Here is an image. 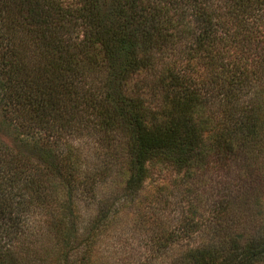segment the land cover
<instances>
[{"label":"trees","instance_id":"trees-1","mask_svg":"<svg viewBox=\"0 0 264 264\" xmlns=\"http://www.w3.org/2000/svg\"><path fill=\"white\" fill-rule=\"evenodd\" d=\"M158 63L157 106L126 93ZM95 125L128 137L127 199L153 160L189 167L204 140L264 154V0H0V264H89L103 226L82 228L77 203L97 179L69 138ZM257 216L182 264H264Z\"/></svg>","mask_w":264,"mask_h":264},{"label":"rangeland","instance_id":"rangeland-1","mask_svg":"<svg viewBox=\"0 0 264 264\" xmlns=\"http://www.w3.org/2000/svg\"><path fill=\"white\" fill-rule=\"evenodd\" d=\"M161 72L158 63L132 74L126 93H140L157 106L166 89ZM103 76L94 74L97 81ZM127 140L119 130L104 132L96 125L69 138L79 161L88 162L82 170L95 172L97 179L95 195L84 193L77 203L82 228L103 226L90 247L89 264H182L190 248L230 234L237 224L254 230L258 209L264 207V154L259 148L225 154L204 140V151L189 167L153 160L142 186L127 199ZM96 218L100 224L93 223Z\"/></svg>","mask_w":264,"mask_h":264}]
</instances>
